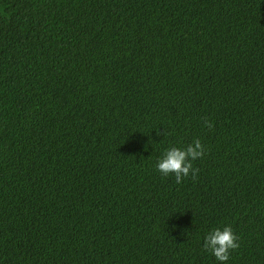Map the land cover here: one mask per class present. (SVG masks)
<instances>
[{"label": "trees", "instance_id": "obj_1", "mask_svg": "<svg viewBox=\"0 0 264 264\" xmlns=\"http://www.w3.org/2000/svg\"><path fill=\"white\" fill-rule=\"evenodd\" d=\"M224 225L264 264V0H0V264H216Z\"/></svg>", "mask_w": 264, "mask_h": 264}, {"label": "clouds", "instance_id": "obj_2", "mask_svg": "<svg viewBox=\"0 0 264 264\" xmlns=\"http://www.w3.org/2000/svg\"><path fill=\"white\" fill-rule=\"evenodd\" d=\"M205 125L211 124L205 120ZM205 154L204 145L200 139L183 147L169 146L165 148L155 161V170L162 177L173 176L176 183L191 175L195 178L197 169L193 162ZM239 237L230 225L212 227L203 236L202 249L214 257L216 264H228L230 255L238 247Z\"/></svg>", "mask_w": 264, "mask_h": 264}]
</instances>
